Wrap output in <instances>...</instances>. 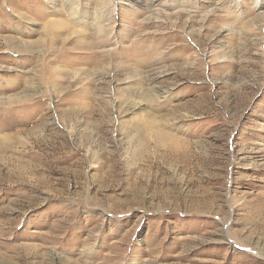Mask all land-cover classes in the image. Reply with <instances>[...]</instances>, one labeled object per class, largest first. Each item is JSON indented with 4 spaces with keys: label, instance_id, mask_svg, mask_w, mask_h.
<instances>
[{
    "label": "rangeland",
    "instance_id": "374dc122",
    "mask_svg": "<svg viewBox=\"0 0 264 264\" xmlns=\"http://www.w3.org/2000/svg\"><path fill=\"white\" fill-rule=\"evenodd\" d=\"M0 264H264V0H0Z\"/></svg>",
    "mask_w": 264,
    "mask_h": 264
},
{
    "label": "bare ground",
    "instance_id": "6f19581e",
    "mask_svg": "<svg viewBox=\"0 0 264 264\" xmlns=\"http://www.w3.org/2000/svg\"><path fill=\"white\" fill-rule=\"evenodd\" d=\"M99 37H101V36H99Z\"/></svg>",
    "mask_w": 264,
    "mask_h": 264
}]
</instances>
